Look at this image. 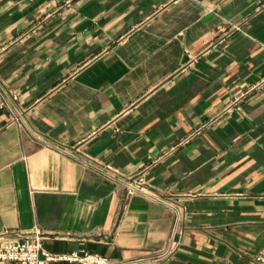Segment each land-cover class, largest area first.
<instances>
[{"label":"crops","instance_id":"1","mask_svg":"<svg viewBox=\"0 0 264 264\" xmlns=\"http://www.w3.org/2000/svg\"><path fill=\"white\" fill-rule=\"evenodd\" d=\"M0 83V243L38 230L112 264L264 250V0H0Z\"/></svg>","mask_w":264,"mask_h":264},{"label":"built area","instance_id":"2","mask_svg":"<svg viewBox=\"0 0 264 264\" xmlns=\"http://www.w3.org/2000/svg\"><path fill=\"white\" fill-rule=\"evenodd\" d=\"M13 98L0 83V113L8 111L14 112L12 106ZM77 159V157H74ZM88 166V164H86ZM108 179L120 183L125 189L127 197L134 195L147 196L162 203L158 195H149L147 183L143 175L134 177H120L115 173L105 172ZM0 263L5 264H112L106 257L90 254L83 250L73 251L64 254H52L44 249L42 245V235L38 230H34L31 235L22 241L0 243ZM246 264H264V250L253 255Z\"/></svg>","mask_w":264,"mask_h":264}]
</instances>
